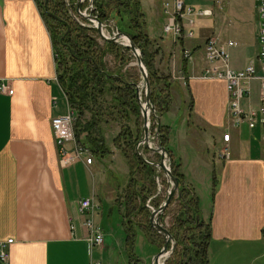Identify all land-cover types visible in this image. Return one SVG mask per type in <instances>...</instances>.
<instances>
[{
    "label": "crops",
    "instance_id": "1",
    "mask_svg": "<svg viewBox=\"0 0 264 264\" xmlns=\"http://www.w3.org/2000/svg\"><path fill=\"white\" fill-rule=\"evenodd\" d=\"M199 75L189 74L192 111L188 104L181 122L197 130L180 137L179 155L170 149L171 136L169 149L196 195L195 187L203 188L209 199L204 206L198 197L202 217L211 225L208 264H264L263 131L233 127L225 81ZM1 85L6 89L0 90V243L12 242L4 245L6 259L0 264H131L125 251L91 248L87 240L86 215L79 213L78 201L92 199L99 206L92 172L98 162L89 153L85 159L91 156V165L60 166L51 120L67 114V103L34 0H0ZM243 127L250 133L240 143ZM223 134L230 135L228 143ZM223 149L228 160L218 158ZM78 165L90 172L92 184L68 178L67 171ZM81 187L84 194L74 197ZM93 217H98L95 212Z\"/></svg>",
    "mask_w": 264,
    "mask_h": 264
},
{
    "label": "trees",
    "instance_id": "2",
    "mask_svg": "<svg viewBox=\"0 0 264 264\" xmlns=\"http://www.w3.org/2000/svg\"><path fill=\"white\" fill-rule=\"evenodd\" d=\"M41 18L50 36L54 53L56 80L61 88L69 108L75 113L73 123L74 139L78 146L87 150L96 158H104L111 154L106 145L105 136L100 122L128 119L130 113L135 116V124L130 128L122 124L118 135L112 140V146L125 159L129 169V182L121 198L123 206L122 227L125 234V254L129 263L134 261L135 229L138 228L151 244L162 248L164 241L150 225L151 210L157 209L165 198L155 194V184L151 186L138 183L134 178L140 173L146 178L154 176L156 168L145 163L137 154L136 145L142 139V117L136 100V86L140 83V74L136 68H126L133 60L130 49L114 43L98 42L96 29L78 23L76 5L78 0H34ZM88 0H84L79 10L88 8ZM91 16L97 17L102 24L112 22L120 34L127 35L139 50L145 65L149 85L150 99L156 116L162 118L172 106V88L175 81L170 74H161L155 67V59L160 50H153V42L146 33L145 14L140 3L134 0H92ZM89 9L87 10V12ZM83 21L87 22L85 19ZM88 23V22H87ZM183 46V40L179 39ZM195 50V49H194ZM111 55L119 64L116 71L108 68L105 58ZM189 61L182 59L181 73L184 82L189 77ZM125 69L122 72V69ZM131 70L136 74L131 75ZM187 87V83H186ZM110 102L105 101V97ZM102 104H107L102 108ZM189 110L192 111L190 96ZM90 114L89 120L85 119ZM156 122V121H155ZM151 133L157 136L158 146L165 148L170 155V172L177 179L176 197H173L169 207H174V215L168 231L173 237L175 247L164 264H208V247L211 240L210 219L204 220L201 214L200 201L195 190L181 171L180 162L173 159L169 149L171 128L167 125L158 127L151 125ZM143 151L149 152L147 147ZM144 156V154L142 153ZM160 160V155L156 154ZM147 161L151 162L149 159ZM213 181L211 197L215 192ZM137 218V219H135ZM164 216L159 218L162 224ZM137 220V221H135ZM138 261V260H137Z\"/></svg>",
    "mask_w": 264,
    "mask_h": 264
},
{
    "label": "rangeland",
    "instance_id": "3",
    "mask_svg": "<svg viewBox=\"0 0 264 264\" xmlns=\"http://www.w3.org/2000/svg\"><path fill=\"white\" fill-rule=\"evenodd\" d=\"M138 1L141 6L142 12L145 14L146 21V33L153 42L152 49L160 50L156 59L155 67L161 74H170L175 81L172 88V106L170 111L161 118L162 125H167L171 128V142L170 149L174 154L179 155L181 151L182 136L192 130H197L195 126L190 124L188 127L186 124H181L186 110H188L189 94L188 89L183 80V74L181 73V61L184 58V51L190 52L189 61V74L191 70L202 72L205 67L204 62V43L210 38H217L219 42L224 43L227 41H234L238 44L237 48L230 50V66L233 69H243L247 64L253 63L257 70V75L260 74V63L258 60L259 54V41H258V2L256 0H183L187 7L193 8H212L213 15L207 18H200L196 20L195 35L192 39L183 38V46L179 44V41L173 40L171 36L164 34L163 27L166 23V18L162 13V3L164 0H134ZM89 2V1H88ZM89 5V3H88ZM88 12L78 11V16H74L75 20L83 25L92 27L93 24L89 22L86 16L90 15V6L87 8ZM85 19L87 22L83 21ZM103 32L106 37L113 36L117 30L112 22L103 24ZM98 36V35H97ZM98 42L103 44V40L98 36ZM119 43H123L119 40ZM121 46L120 44H117ZM124 47V46H121ZM195 49V50H194ZM131 53V52H130ZM132 55V54H131ZM133 57V56H132ZM107 66L110 70L116 71L119 64L116 63L111 55H107L105 58ZM136 63L135 58L126 66V68H138L134 66ZM122 69V72L125 69ZM136 74L134 70H131V75ZM142 84V81L139 85ZM180 84V88L178 87ZM252 87V99L256 97L257 82L251 83ZM191 95V94H190ZM141 103L144 102V90L141 93ZM185 100L186 103L183 101ZM107 103L110 102V98L105 97ZM107 104H102V108H106ZM154 112L150 111V125L148 129L149 142L138 148V151L144 154L145 159H149L152 163L159 162L157 153L151 151L147 146L157 148V139L151 133V125L155 124ZM90 114L85 116L86 120H89ZM104 118L100 122V127L105 136L106 145L111 151V154L104 158H95L98 164L94 165L92 172L94 174V184L96 187V202L98 203V209H95V215L98 216L94 219L99 221V227L103 234V247L109 251H124L125 249V234L122 227L123 219V206L120 204L121 198L124 195V191L127 188L129 182V169L122 154L112 146V140L118 135L122 124L129 125L130 128L134 127L135 116L130 113L128 119L108 121L104 122ZM226 125V123H225ZM227 127V125L225 126ZM260 130V128H259ZM240 143H244L243 137H246L250 133L246 127L240 129ZM188 141L191 144V139ZM72 147V144H68ZM192 145V144H191ZM144 147H147L150 151L147 153L143 151ZM85 154L81 156L80 160L76 162H85ZM175 156V155H174ZM100 159V160H99ZM75 163V162H74ZM167 164L169 162L167 161ZM68 167V166H67ZM69 179H78L80 183L81 179L92 184V176L90 172L84 170L81 165L67 171ZM154 176L146 178L140 173H136L134 178L138 183L135 184V189L138 190L141 183L147 186H151V181L155 184V194L160 198H166L168 185L167 180L163 172L157 171ZM76 183V180H72ZM195 187V186H194ZM81 189V190H80ZM74 189V197H78L84 194L83 187ZM198 197L201 198V204L206 205L209 203V199L205 195L203 188H196ZM176 197V193L174 195ZM174 215V207L167 206L166 210L160 216H164L162 225L167 229L170 227L172 217ZM137 219V218H135ZM137 221V220H135ZM138 222V221H137ZM135 242H134V261L133 264H154V257L160 252L157 245L151 244L147 241L144 234L138 229H135ZM164 241V240H163ZM164 245V244H163ZM163 247V246H162ZM170 247V246H168ZM169 249V248H167ZM172 254V253H171ZM170 257V256H169ZM168 257V258H169ZM167 258V259H168ZM138 261H137V260ZM166 259V260H167ZM165 260V261H166ZM165 263V262H164Z\"/></svg>",
    "mask_w": 264,
    "mask_h": 264
},
{
    "label": "built area",
    "instance_id": "4",
    "mask_svg": "<svg viewBox=\"0 0 264 264\" xmlns=\"http://www.w3.org/2000/svg\"><path fill=\"white\" fill-rule=\"evenodd\" d=\"M256 1L258 2L259 25L257 36L259 41L258 60L260 63V74L257 75V70L253 63L247 64L240 70L233 69L230 66V50L237 48L238 44L230 40L221 43L217 38L210 37L204 43L205 67L199 76L203 79L224 80L228 92L227 118L229 122L235 128L244 125L249 130H254L260 127L263 131L262 140L264 141V0ZM87 10L85 9L84 11L87 12ZM162 13L166 18V23L163 27L164 34L178 41L183 38L192 39L195 35L196 20L211 17L213 10L212 8L187 7L183 0H164L162 3ZM184 58L190 60L189 51H184ZM254 81L257 82L255 103L252 99L251 87V83ZM5 89L6 86H0L1 91ZM6 93L12 94V91L9 90ZM64 99L66 100L65 96ZM75 119V113L67 104V114L51 120V131L58 148L61 167L69 166L80 160L84 154L89 155L87 150H84L75 142L73 133ZM229 137V134H223V143H228ZM67 143H72V148L69 150L66 147ZM218 158L228 160L230 154L227 149L221 150ZM85 164H92L91 156L85 159ZM167 166L170 167V164H167ZM147 206L151 211L153 210L148 204ZM95 209H98V206L93 203L92 199H81L78 201L79 213L86 215L84 225L88 230L87 240L91 248L102 247L104 243L101 228L94 221L93 214ZM71 230L73 231L74 227L71 226ZM11 242L12 240H8L0 243L1 261H5L6 259V254L3 252L4 245Z\"/></svg>",
    "mask_w": 264,
    "mask_h": 264
},
{
    "label": "water",
    "instance_id": "5",
    "mask_svg": "<svg viewBox=\"0 0 264 264\" xmlns=\"http://www.w3.org/2000/svg\"><path fill=\"white\" fill-rule=\"evenodd\" d=\"M83 1L84 0H78L77 5H76L77 12L80 11L79 6ZM88 1H89L88 7L90 6V8L93 9L92 0H88ZM86 18L89 20L90 23L93 24L92 28L96 29L97 35L104 42L120 44L121 46H124V47H127L130 49L132 56L136 60V63L134 66H136L138 68V72L140 74V79L143 83L142 84V89L144 90V102L143 103L146 107H148L150 109V111L152 110L154 112L153 106L151 104V99H150V85H149L147 71H146L145 65L143 63L141 54H140L139 50L135 47L134 43L130 40V38L127 35L120 34L118 32L114 33L113 36H111V37H106L104 35V32H103V26L104 25L97 19V17L88 15V16H86ZM122 39H126L127 43L126 44L119 43V40H122ZM135 95H136V100H137L139 107H140V115L142 117V123H143L142 124V139L136 145L137 154L145 163L153 166L154 168L157 169V171L161 170L163 172L166 180H167V184H169L165 201L157 209H153L151 211V214L149 217V222H150L151 227L158 234H160L164 240V245H163L162 249L154 257V264H158L160 259L163 256H165L163 258V261H162V264H164L165 260L173 252L174 247H175V242L173 240V237L170 235L168 229L159 222V218L163 214V212L166 210L167 206L170 204L172 198L174 197L175 193L177 192L178 182H177V179L172 176V174L170 172V167L167 166V164H166L167 161H169V159H170V155H169V152L165 148H162L160 146H158L157 148H152V147L147 146L151 151L160 155L161 158H160L159 162H157V163L148 162L145 159V157L138 151V148L140 146L142 147L144 144H147L149 142L148 129H149V125H150V121H149L150 118L148 119L147 113L142 108L141 97H140V92H139V84L136 86ZM154 116H155L156 124L159 127L161 124V122H160L161 118L156 116V115H154ZM156 136H157V133L155 134L154 137H156ZM168 246H170V247H168ZM167 248H169V249H167Z\"/></svg>",
    "mask_w": 264,
    "mask_h": 264
},
{
    "label": "bare ground",
    "instance_id": "6",
    "mask_svg": "<svg viewBox=\"0 0 264 264\" xmlns=\"http://www.w3.org/2000/svg\"><path fill=\"white\" fill-rule=\"evenodd\" d=\"M122 42H123V44H126V43H127V40H126V39H122ZM142 84H143V83H142ZM142 84L139 85L140 96H141V93H142V90H143V89H142ZM142 108H143L144 111L147 113V116H148V119H149V118H150V109L144 105L143 101H142ZM164 257H165V256H163V257L160 259V261H159L158 264H162V261H163V258H164Z\"/></svg>",
    "mask_w": 264,
    "mask_h": 264
}]
</instances>
